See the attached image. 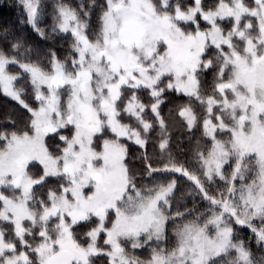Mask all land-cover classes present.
<instances>
[{
    "label": "snow or ice",
    "instance_id": "snow-or-ice-1",
    "mask_svg": "<svg viewBox=\"0 0 264 264\" xmlns=\"http://www.w3.org/2000/svg\"><path fill=\"white\" fill-rule=\"evenodd\" d=\"M19 2L26 12L19 23L47 38L38 26L42 0ZM53 12L52 31L73 37L70 57L48 53L45 71L39 61L17 58L21 38L10 46L12 58L0 49V94L29 114L26 130L9 118L5 123L13 130L0 131V264H95L100 257L108 264H264V256L254 260L245 241L235 239V226L247 227L264 248V0H215L207 8L204 0H80L78 9L57 3ZM31 51L25 49L26 57ZM210 51L215 54L206 59ZM9 66L20 73L10 74ZM207 71L214 73V83L204 96L200 77ZM25 77V86L17 87ZM26 87L38 107L24 99ZM169 90L188 97L179 116L189 130L202 127L208 140L196 158L208 183H223L216 195L171 158L160 113ZM137 92H147L154 102L145 105ZM191 101L204 109L202 123ZM148 110L155 125L144 118ZM125 117L136 126L123 123ZM157 125L159 152L170 159L154 168L147 147ZM65 130L70 135H62ZM50 135L64 145L59 155L46 143ZM121 138L143 150L148 177L180 173L192 182L211 216H193L194 208L172 212L176 180L138 187ZM31 167L42 174L34 178ZM49 178L63 183L39 198L36 189ZM92 223L78 239L76 229ZM169 223L175 237L170 249L162 246ZM122 242L132 249L156 247L142 261L128 255ZM232 252L235 257L225 260Z\"/></svg>",
    "mask_w": 264,
    "mask_h": 264
},
{
    "label": "trees",
    "instance_id": "trees-1",
    "mask_svg": "<svg viewBox=\"0 0 264 264\" xmlns=\"http://www.w3.org/2000/svg\"><path fill=\"white\" fill-rule=\"evenodd\" d=\"M90 0H84L85 4H88ZM103 0H97V3H102ZM248 4H251V0H246ZM57 3H63L69 5L73 8H79L80 0H42V9L39 16V27L44 29L46 37H41L35 31L32 30L31 26L27 23L20 24V20L26 21V12L23 9V6L20 4L19 0H0V49L4 50L9 58H12L15 53L11 50V44L17 42V38L22 39V47L20 49V56L18 59L25 60V58L30 59L32 62L39 61L44 67L45 71L49 70L48 66V53L55 52L57 57L61 60L70 57L71 55V45L74 42L71 33H54L52 27L54 24V12L53 5ZM191 3V0H189ZM205 7H210L215 4V0H204ZM100 12V9L97 7L92 13V19L90 21L92 32L97 28V17ZM202 27H207V25H202ZM221 27L227 30L230 25L228 23H221ZM9 29L8 35L5 38L4 30ZM89 38L93 39L94 36L92 33H89ZM25 49H31V53L25 54ZM214 51H210L207 58H210L214 55ZM9 71L12 74H19L20 70L15 66H9ZM213 75L212 71H207L203 73L200 77L201 79V94L204 96L210 95L212 92L213 86ZM25 80L20 81L16 86L22 87L25 86ZM167 79L160 85L164 87L167 84ZM25 90L29 95L25 96L24 99L32 107H38L37 103L32 99L31 88L26 87ZM131 92L126 93V96H130ZM137 95L140 97L141 102L145 105H150L154 101L150 100L147 92H137ZM66 99V97H65ZM164 103L160 106L161 116L165 119V122L168 126L167 135L170 138L169 152L171 153V158H174L175 163L179 166L182 165L190 173L197 175L201 181L204 183L205 188L212 195H216L218 191L224 188V185L217 178L214 182L208 183L203 176V169L200 168V163L196 158V151L198 147L203 149L208 145V140L203 137L202 127H196L192 130H189L186 126V123L179 116V110L184 106L190 103L188 97L183 94L177 93L175 91L169 90L162 97ZM191 105L196 112L197 116L200 117L202 123L204 117V109L201 108L198 102L191 101ZM122 107V105H121ZM11 118V120L16 122V128L18 130H26V124L29 118V114L23 110L16 102L12 101L10 98L5 97L0 94V131H11L13 130L10 125H7L5 121ZM150 123L155 125V120L153 119V114L148 110L144 117ZM125 124H131L135 127V121L132 119L124 118L122 120ZM159 126H155L153 130L149 133L150 142L147 147V152L149 155V162L152 164V167H163L165 163L169 162V155L166 153L161 156L158 143H159ZM62 135H70L69 130H65L61 133ZM108 137L112 136L111 133L107 134ZM220 139H227L226 136L218 137ZM46 143L49 146L50 151L54 155H59L58 149L63 148L64 145L59 141V138L55 135H50L46 138ZM99 143V142H97ZM2 146V145H0ZM126 147L128 148V159L131 166L135 170L137 186H148L152 187L155 184L164 183L167 184L171 180H176L177 188L175 190V198L173 200L172 212L184 211L185 208L195 209L193 215L205 213V218L211 215V212L208 211L210 206L208 203L200 198L197 194L196 189L192 182L188 181L186 177H183L180 173H155L152 177H148L146 171L143 167V161L141 160L142 149L139 146H136L133 142L127 141ZM230 170L225 168V173L230 174ZM30 175L34 178H38L42 174L39 167H31L29 169ZM251 179V176L249 177ZM60 183L63 181H58L56 178H49L47 184L43 188H37L36 194L39 198H43L41 193H46L49 188H57ZM3 191V189L1 190ZM5 194H10L5 191ZM18 194V193H17ZM111 216L110 218H113ZM192 216L186 217V219H192ZM25 226H29L28 222H25ZM95 226L94 223L81 225L76 229L79 233L78 239L82 240L83 233L88 231L91 227ZM110 226V224L108 225ZM168 236L171 239H175L173 235V225L169 223ZM236 237L235 239L244 240L247 247L251 249L253 253L254 260L259 258L256 253V250L261 251L262 248H258L256 245L255 238L251 231L247 227L235 226ZM103 238L102 235L99 244L103 247ZM30 243L34 245L38 243V240H33L31 238ZM156 247L155 244L150 246H145L138 249H125L127 254L130 256H135L142 261H147L151 256V249ZM234 258V252L230 253L225 260H230ZM95 264H108L106 257H100L96 259Z\"/></svg>",
    "mask_w": 264,
    "mask_h": 264
},
{
    "label": "rangeland",
    "instance_id": "rangeland-1",
    "mask_svg": "<svg viewBox=\"0 0 264 264\" xmlns=\"http://www.w3.org/2000/svg\"><path fill=\"white\" fill-rule=\"evenodd\" d=\"M8 71H9V69H8ZM10 72V71H9ZM10 74H12L11 72H10ZM108 137V136H107ZM108 138H113L112 136H110V137H108ZM127 139L126 138H121V142L122 143H124L125 145L127 144ZM225 168H227V166L225 167ZM230 171H231V168H228ZM2 189H0V191H1ZM196 215H199V214H195V215H193V216H196ZM211 215H209L208 217H210ZM114 218V217H113ZM200 223H203V220H201L200 221ZM169 225V224H168ZM254 225L256 226V227H260V222L257 220V221H254ZM110 227V226H109ZM168 229H169V226H167V233H168ZM102 236V235H101ZM167 237H168V242H167V244L166 245H162V246H164V247H167V248H172L173 246H174V243H175V239H171V237H169L168 236V234H167ZM101 238V237H100ZM105 238V237H104ZM104 238H103V240H104ZM100 240V239H99ZM141 242H143V241H141ZM122 246L123 247H125V249H132L131 248V244L130 243H124V242H122ZM255 250H256V253H257V255L259 256V258L261 257V256H264V248H262L261 249V251H260V249L259 250H257L256 248H255ZM234 257H235V252H234ZM259 258H256L255 260H259Z\"/></svg>",
    "mask_w": 264,
    "mask_h": 264
}]
</instances>
